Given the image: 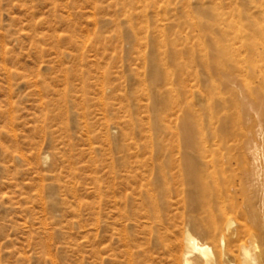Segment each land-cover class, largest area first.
Segmentation results:
<instances>
[{"label": "rangeland", "instance_id": "rangeland-1", "mask_svg": "<svg viewBox=\"0 0 264 264\" xmlns=\"http://www.w3.org/2000/svg\"><path fill=\"white\" fill-rule=\"evenodd\" d=\"M208 2L0 0V264H184L188 230L225 264L178 173Z\"/></svg>", "mask_w": 264, "mask_h": 264}, {"label": "bare ground", "instance_id": "bare-ground-1", "mask_svg": "<svg viewBox=\"0 0 264 264\" xmlns=\"http://www.w3.org/2000/svg\"><path fill=\"white\" fill-rule=\"evenodd\" d=\"M188 54L178 173L190 227L221 238L225 264H264V0H209ZM124 161L128 173L156 171L138 156ZM184 242V264H219L189 230Z\"/></svg>", "mask_w": 264, "mask_h": 264}]
</instances>
